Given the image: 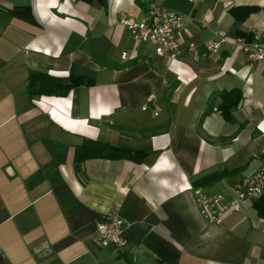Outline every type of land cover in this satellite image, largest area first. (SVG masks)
I'll return each mask as SVG.
<instances>
[{
    "label": "crops",
    "instance_id": "1",
    "mask_svg": "<svg viewBox=\"0 0 264 264\" xmlns=\"http://www.w3.org/2000/svg\"><path fill=\"white\" fill-rule=\"evenodd\" d=\"M149 3L183 16L174 59L118 22L120 13L143 17ZM263 5L0 0V252L8 264H264V218L253 206L264 186L218 223L199 215L193 193L228 198L264 166V62L231 50L237 33L264 32V10L244 16L240 8ZM16 6H28L31 20L12 16ZM218 36L216 50L204 47ZM31 70L77 79L63 96L43 95L37 82L29 86ZM229 90L240 99L224 118ZM94 142L143 156L87 155ZM111 211L124 222L121 248L102 245L95 230Z\"/></svg>",
    "mask_w": 264,
    "mask_h": 264
},
{
    "label": "built area",
    "instance_id": "2",
    "mask_svg": "<svg viewBox=\"0 0 264 264\" xmlns=\"http://www.w3.org/2000/svg\"><path fill=\"white\" fill-rule=\"evenodd\" d=\"M182 17L180 13L168 12L155 3H149L147 13L143 17L135 20L120 13L118 22L135 41L150 43L155 55L174 59L179 43L174 34L181 26ZM218 38L206 41L204 47L216 50L219 43L225 40L222 36ZM187 48L196 56L194 45L188 44ZM231 50L242 53L248 64L264 62V32L252 31L247 37H235L231 43ZM123 57L124 55H121V58ZM140 109H146V105L142 104ZM263 186L264 166L253 174L241 177L228 198L218 193L205 195L199 189H194V202L203 219L218 223L222 214L237 211L245 198L258 196ZM95 230L102 245L112 244L117 248L123 246L124 222L116 211H111L104 220L97 221Z\"/></svg>",
    "mask_w": 264,
    "mask_h": 264
},
{
    "label": "trees",
    "instance_id": "3",
    "mask_svg": "<svg viewBox=\"0 0 264 264\" xmlns=\"http://www.w3.org/2000/svg\"><path fill=\"white\" fill-rule=\"evenodd\" d=\"M88 1V0H87ZM235 8H233L231 11H233ZM243 12L244 16L248 15L251 12H256L258 10H264V5L259 6H243L240 8ZM8 12L12 16H16L18 18H21L23 20H31L30 16L31 13L28 9V6H16L12 9H9ZM237 35H242L240 33H237ZM29 86H32L34 82L38 83L36 93H40L43 95H57V96H63L65 95L68 90L75 85L76 78L67 77L64 78H58V77H52L47 75L46 73L38 72V71H29ZM80 80V79H79ZM223 99L220 104V112L223 114L224 118H227L229 109L236 104V102L240 99V92L238 90H229L224 91V93L221 94ZM93 143V142H92ZM87 155H98L103 156L106 158H128L137 160L143 156L142 153H129L127 151H124L122 149L113 147L111 145L94 142L93 147L91 150L86 153ZM81 156H84L82 153ZM233 172V171H231ZM224 173H220L219 176L223 175ZM218 176V177H219ZM253 206L256 210V213L264 218V198L262 196H259L254 202Z\"/></svg>",
    "mask_w": 264,
    "mask_h": 264
},
{
    "label": "water",
    "instance_id": "4",
    "mask_svg": "<svg viewBox=\"0 0 264 264\" xmlns=\"http://www.w3.org/2000/svg\"><path fill=\"white\" fill-rule=\"evenodd\" d=\"M0 264H8L3 255L0 252Z\"/></svg>",
    "mask_w": 264,
    "mask_h": 264
}]
</instances>
